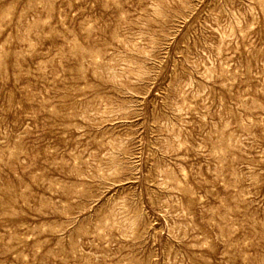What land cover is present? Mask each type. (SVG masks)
<instances>
[{"label": "rangeland", "instance_id": "obj_1", "mask_svg": "<svg viewBox=\"0 0 264 264\" xmlns=\"http://www.w3.org/2000/svg\"><path fill=\"white\" fill-rule=\"evenodd\" d=\"M0 264H264V0H0Z\"/></svg>", "mask_w": 264, "mask_h": 264}]
</instances>
